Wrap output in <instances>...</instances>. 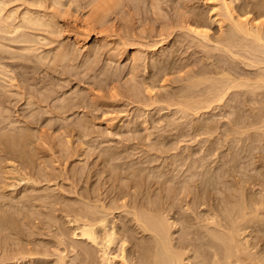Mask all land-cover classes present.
Returning <instances> with one entry per match:
<instances>
[{
	"label": "rangeland",
	"instance_id": "374dc122",
	"mask_svg": "<svg viewBox=\"0 0 264 264\" xmlns=\"http://www.w3.org/2000/svg\"><path fill=\"white\" fill-rule=\"evenodd\" d=\"M0 1L2 4V6H0L1 7L0 9L3 8V6L5 5V2H6V4L9 2L7 4V7H5L6 5L4 6V8H7V9H5L7 12L4 9H2L0 12V15H1L0 16L1 17L0 29L3 27L6 28L5 32H4V28L2 30H0V60H1L0 61V64H1L0 65V100H1L0 101V108H1L0 109V135H9V134L12 135L13 132L14 133L16 132V134L17 133L19 134L23 130L29 129L31 134L33 133L32 134L33 138H31V139H34L33 140L34 144L31 141V143H30L31 146L28 143L26 146V149H27L26 151H27V153L29 152L30 154L29 153L26 154L25 153L26 151L23 152L24 155H23V153L21 154V152H19L18 157H17V155H18L17 152L13 153V155L11 156L9 152L2 150L1 149L2 144L0 142V144H1L0 145V150H1L0 151V153H1L0 154V166H1L0 167V175H1V177H0V200H2V202L5 201L4 202V208L7 211L9 210V212L17 213L16 217H20V215L18 214L19 212L22 213L24 210L26 211L28 209V207H25L24 204L22 202H20V200L24 197V194L34 195V197H36L38 195L36 198L33 199L31 204L28 202L31 206L28 210H30L32 213H33V211H34V213H36L39 210L44 211V208L42 206H40V204H39L43 201H42V199H39L38 197H41L43 195L46 196L48 193H49L48 195H51V197L47 195L48 198L50 197L51 199H53V197H54L55 200L60 201L58 203L60 205H57V207L58 206L59 207L60 206L66 207V205H69V204L70 205L74 204L73 206L79 207L83 203L87 204V202H89V205H92V206H95V205L97 206V203H98V207L100 206V208H101L102 203H99L100 201L98 202L99 199L102 198L105 200V198H106V201L108 199V201L110 202L115 197V196L113 198L110 197L111 194L114 193V192H112L114 190L109 189V186L113 185L110 183H114L113 182L114 180H112V179L114 178L115 174L117 173V170H119L118 173L122 172V170H123L122 177L124 179L125 178L129 179L130 177H127V175L132 176V169L141 168V175H143V177H144V174H145V176L149 173H151L150 175L154 174V178H153V176L147 175L148 177H151V179H149L146 176L149 179V181H151L153 179H157V177H159L158 179L162 181V179L165 178V175H164L165 172L169 173L170 179L168 181H166V183H164L165 187H166V185H167V187H168V185H170V187L176 186V189H175L176 195H174L175 196V197H173L174 199L172 198L170 201L174 205L176 204L174 206L173 211H175V215H176L175 217L179 218L178 219L179 225L177 226L179 228H177L178 230L175 229L176 232L174 233V235H175L174 237L176 238V241L178 242L181 238V234L185 230L183 225H181V222H182L181 216L182 215L178 214V212L181 214H185V212L191 213V211L188 212V211H185L186 209H184V208H186V205H185L186 201H188L190 199V197L187 198L185 196L186 192L184 193L185 189L183 188L184 184L186 185L187 183H191L190 182L191 181L190 180V177H191V158H193V156H194L195 158L197 157V159H198V157L200 158L201 156H205L207 154L206 152L209 151V150L207 151L206 149H213L214 146L217 147V145L219 144L220 145V147L218 145L219 149L215 150L216 153L218 151L217 155L219 154L218 155L219 157L216 154L213 155V153H212V156L210 154H209L210 156H208V154L206 155V159L210 162L209 163L207 161V163L211 164L209 167L214 168V169H212V171H214L217 175L218 172L220 171V169H218V164H221L220 160L230 159L231 158V150L233 149V147H234V150L235 149L236 150L241 149L242 147H244V142H245V146H246V144L249 143L254 148H256L255 146H262L264 144L263 143L264 138H263V140H260V142L258 139V138H260L259 135L261 134L260 133L261 131L259 132V128L257 127L259 125V123L256 124L257 119L255 120V122L251 121V119L253 117H251V115L248 114V113H250L248 108L249 107L251 108L252 106H254L255 103L253 105H252V103H250L253 101V100L249 101L252 98L247 99V100L245 99V98H248V96H250V95H251V97H253L257 94L254 93L255 95L252 96V93L248 92L249 95L246 94L247 97H244V96H246L244 94V92L247 90L245 87L244 88L246 90L241 89L240 90L241 92L239 91V89L242 88V86L239 87L238 89H236V88H232V89H234V91H237V92L239 91V93H238L239 95L244 94L242 98L245 99V102L249 101L250 105L248 103L242 102V100H241L242 95L240 97L236 96L237 98H240L239 103H236V101L233 102V99L231 100V98H230L232 96L226 95L225 99L222 100V102L217 101L218 102L217 103L214 101L215 103L214 102L211 103L212 104L211 107L209 106L208 108H205V109L203 108V110L200 111L201 113L199 112L197 115V112H196V115L194 116L195 111H194V113H191V112H193V111H191V109H188L189 111H187L186 107L185 108H184V106L182 107L183 104H181V103H180L181 105L177 104V103H179V101L182 100V98L180 99L179 94L181 95L182 91L185 92L186 91L185 89L190 88V85L192 84L191 83L192 79H189V77L192 78L191 76H189V75H191L189 73H193V71L191 72V70L194 69L196 71L197 68L199 70L203 66H205L204 68H206L207 66L208 67L210 66L209 69H211L212 68L211 66L215 67L214 63L218 62L217 64L220 65V62L221 63L225 62V60H224V59H226L225 56H227V55L230 56L227 51L224 52L225 48H223V44L222 45H219L221 43L216 44V42H213L212 38H211L212 41H210V40L205 41L206 39L200 40L202 38L197 37V40H200V42L196 41L194 39L196 36L194 35L195 36L194 37L193 33L191 32L192 33L191 34L190 32H188L190 30H186V28H185V27L189 26L188 25L189 23L188 24L186 23L187 18L188 19H192V17L194 18V15L192 16V14H194V12L197 13L199 11L201 12L202 10L205 11V14L203 17V19L205 20V18L207 17L205 15H207L209 13V11H211V9H210L211 4L210 3L207 4L205 2V0H119L120 2L118 0H58V1L55 0V3H54V0H0ZM41 1H44V2L41 3ZM56 1H57V3H56ZM118 3H121L122 5L121 4L119 5ZM236 3L239 4L240 1L237 0ZM30 6H32V8H30ZM28 8H30L31 12ZM12 9H13V11H12ZM32 10L34 11L35 14L33 13ZM25 11H28L30 14H34L36 16L38 15V17H40L42 19H45V20L47 19V22L49 20V24H50V21L56 20V22H54L55 25L53 22H51V24L49 26L50 29H49L48 24H47V26L45 24L44 26L41 25L40 27H39V25L36 26V24H29V23H27V21H25V19L23 17V14L25 13ZM203 11H202V13H204ZM39 12L42 14L40 15ZM45 12L47 14H45ZM10 13H12V14H10ZM48 13H50V14H48ZM51 14L53 16L52 20L50 17ZM83 14H84V16H83ZM12 15H14V16H12ZM45 15L47 18H44ZM183 16L186 18H184ZM4 17H5V19H3ZM15 18H17V19H15ZM208 18H209V15L206 18V20H208ZM3 21H4V23L6 21V23L4 24ZM184 21H185V23H183ZM14 22H15V24H14ZM180 22L183 23L184 25H181ZM2 25H4V26H2ZM13 25H15V26H13ZM22 26H24V27H22ZM34 26H36V27H34ZM51 26H52V28H51ZM26 27H28V28H26ZM35 29L38 32L35 31ZM213 29H212V31H213L212 34H216V33L218 34L219 33V32H217L216 28L214 30ZM8 30H9V32H8ZM13 30H14V33L12 32ZM39 30H41V31H39ZM173 30H174V32H173ZM215 31H216V33H215ZM169 32H172V34L170 33L171 35H168ZM7 33H11V34H7ZM42 33L45 37L42 35ZM1 34H3V35H1ZM40 36H41V38H40ZM48 36H49V38H47ZM165 36L169 40L166 39ZM191 36H193L194 38H192ZM191 38H192V41H191ZM161 39L162 40L164 39L163 40L164 42L159 43L158 41H160ZM193 39L195 41H193ZM201 41H204V42H202V46L200 45ZM1 42H2V44H1ZM158 43L161 45H159ZM197 43H200V44L197 45ZM204 43H205V45H207L206 47H205V45L203 46ZM216 46L219 48H217ZM28 47H33V48H31L33 51L30 50ZM23 50L28 51V52H24ZM58 52L61 54L65 53V55H67V56H65L63 54L64 55L63 58H65V57L66 58H65V60L62 58V62H60L61 57L60 58H59V56H58V58L55 57V54L56 55L59 54ZM23 53H25V54H23ZM223 53L226 55L221 56L220 54H223ZM42 54H43V56H42ZM44 54H45V56H44ZM61 54H59V55H61ZM135 54H136V56L134 57ZM137 54L138 55L140 54V56H138ZM210 55L212 57L213 56L214 57L216 56V57L212 58ZM48 56H49V58H48ZM168 56L169 57L171 56L172 58L170 57L171 58L170 59ZM231 56H233V55H231ZM231 56L229 58H227L226 60L231 59ZM15 57H16V59H14ZM139 57H141V58L138 59ZM158 57L161 58L162 63L159 60L160 58H158ZM219 57L220 58L223 57L224 62L220 61L221 59ZM133 58H137V59H133ZM232 58H233V60H235L234 56ZM239 58L238 57L236 58V62L238 61ZM241 58H243V57H241ZM25 59H27V60H25ZM153 59H154V61H155V59H158L157 61H155V64L157 62H160L159 63L160 65L157 64V66L159 65L162 68V70H164L162 72V70L159 69L160 71H158V72L159 73L162 72L160 74V76H162L166 70L168 71L171 68L170 72L168 71V74H164L162 77L163 79H164V76L166 77L164 80L166 83L163 82V84H165V87H166V88H164V90L165 89H167V90L163 91V88L162 89L160 88L162 91L157 92V90H160V89L157 87L154 89L155 91L153 92L154 93L153 97H154V100H155V98H157L156 102L153 101V98H151L152 95L149 96L150 98L147 96L150 94H149V92L147 93L146 86L143 88L144 90L141 89V87H143V84L148 83V80L150 82V76H151V80H154V81L157 78L156 77V75L158 73V72H156L157 66L154 65ZM215 59H217V60L219 59V60L217 61ZM243 60L244 59H241L240 62L238 61V63H240V65L237 63L239 66L238 69L236 70L237 72H238L239 68H241V66H243L242 68H244L245 71H247V70L250 71L249 68L254 67V66L248 67L245 64L248 61L247 62L245 61L242 63ZM214 61H216V62H214ZM229 61H232V60H228V62ZM165 63L168 64L167 67H165L166 66ZM225 63L227 65L226 69L227 68L229 69L230 67H228L227 61ZM230 63L231 62H229V65L234 64V61H232L231 64ZM163 64L165 65L164 67L166 69L163 67ZM170 65H171V67H169ZM244 65H246V66H244ZM232 66H235V64ZM208 67H207V69H208ZM260 67H261V69H260ZM260 67L258 69L257 68H253V69L251 68V70L258 72L259 69L262 70L264 68V64H263V66H261V64H260ZM167 68H169V69H167ZM242 68H241V70H239L240 73L245 72V71H242L243 70ZM201 69L203 70V68H201ZM157 70H158V67H157ZM167 71L165 73H167ZM195 71H194V73H195ZM228 71H230V70H228ZM236 71L233 70L232 74L234 75V73H236ZM9 72H11V73L13 72V73L10 74ZM134 72H136V73L134 74ZM262 72H263V70L260 73H262ZM153 73H155V76H153L154 75ZM194 73H193V75H194ZM240 73H236V74H240ZM13 74H15L16 76L15 75L13 76ZM2 75H3V77H2ZM219 75H218V77H219ZM133 76H134V78H133ZM148 76H149V78H147ZM235 76L237 77V75H235ZM251 76H252V74H251ZM194 77H197V80H198L199 79L198 73L196 76L194 75ZM240 77H245V76L241 75ZM14 78H15V80H14ZM167 78H168V80L166 81ZM247 78L250 79V77H247ZM256 78H257V76H256ZM3 79H5V81H2ZM145 79H147V81H144ZM193 79H196V78H193ZM251 79H255L254 76H252ZM8 80H9V83H8ZM11 82H13V83H11ZM140 82L141 83L143 82V83L140 85L139 84ZM161 82H162V80H161ZM159 83H158V85L161 84V83L160 84ZM201 83L203 84V82H201ZM208 83L209 82H207V84ZM207 84L205 83L204 85L207 86ZM134 85H135V88H137V89L134 88ZM136 85L140 86V87H137ZM188 85H189V87H186ZM204 85H202V86H204ZM22 88H23V90H22ZM202 88L204 89L205 87H201L200 89H202ZM131 89L133 91L139 90V93H141V94H139L140 97L136 96V94L138 95L137 91H136V94H134V92ZM200 89L198 88V90H200ZM203 89H202V92H204ZM231 90H229V92H228L229 94L231 93L230 92ZM180 91H181V93H180ZM234 91H232V92L234 93ZM257 91H259V89ZM259 92H261V91H259ZM29 93H32V94H29ZM156 93L157 94L161 93L159 95H161L165 99L159 95L155 96ZM197 93L198 92H196V94ZM245 93H247V92H245ZM28 94L30 95V97ZM31 95L34 96V98ZM199 95L197 97L201 98V97H199ZM262 96L260 95V97H259L257 95V96H255L256 98L254 97V99H257V97H259L258 99H260ZM145 97H146V99L147 98L148 99L146 100ZM158 97L161 98V100L158 101V99H159ZM37 98H39V99L37 100ZM42 98H43V100H42ZM227 98H229V99H227ZM29 99H31V100H29ZM65 100H67V101H65ZM228 100L229 101L231 100V101L229 102ZM30 101H32L33 103L34 102H36V103L31 104V103H29ZM38 101L40 102L39 104H38ZM41 101L42 102L46 101V102L45 103L43 102V104H42ZM70 101L72 103H70ZM225 101H227V102H225ZM68 102L71 106L67 104ZM73 102L76 104L74 105ZM182 102H183V100H182ZM231 102H233L234 104H232ZM259 102L261 104V100ZM263 102L264 101H262V104H264ZM47 103H48V105H47ZM146 103H148V104L151 103V104L147 105ZM228 103H230L229 104L230 107H228L229 106ZM40 104H42V105H40ZM246 104L249 106H247ZM231 105H234V106H231ZM235 105H237V108L239 110H242V111L238 112V115L241 114L240 116H242V114H243V111H244L243 108L245 109V107H246V109H247V110L245 109L244 113H246V114L245 115L243 114L242 118H240V116H238L236 113H234L235 117L237 115V117H239L238 119H240V121H241V122L237 123V125L240 124L239 126H234V124L237 122L238 119L236 121H234V119H232V116H230V114L232 115V113H233L231 111L236 109ZM242 105H243V107H242ZM244 105H246V106H244ZM258 105H259V103H258ZM260 106H262V105H260ZM262 107H264V106H262ZM43 108H44V112H43ZM66 109H69V112H66ZM238 109H236V110H238ZM51 110H53L54 112ZM224 112H225V114H224ZM191 114L194 117L189 116ZM2 115H4V116H2ZM139 115H140V117H139ZM84 117H86V120H84ZM91 117H92V119H91ZM196 117L198 118V120ZM82 118L84 121H87V122L90 121L89 123H91V122H93V123L88 125L87 122L82 121ZM139 118H140V120H139ZM194 118H195V120H193ZM208 118H211L209 120L210 123H213V121H214L213 124H215L216 128L219 127L217 130H215V132H213V134H211V135H210V133L205 134L202 131H201L202 133H200V131H198L197 128L196 129L192 128V126H193L192 124L198 123L201 120H203V122H204V120L207 121ZM248 119H249V122L255 123L254 128H253L254 130L251 129L252 128L251 124H250L251 125L250 126L248 122H247L248 124L246 123L245 120L248 121ZM77 120L78 121L80 120L79 123L82 122V125L80 124V126H77L76 125V124H78V123H76ZM232 120H233V122H232ZM32 121L34 124H32ZM67 121L69 122V127L67 126L68 125ZM142 121H144V122H142ZM242 121L244 124L242 123ZM13 123H14V125H13ZM26 123H28L27 125H29V123H31L29 125V128L27 127ZM112 123L113 124L115 123V125H112ZM140 123H141V126H140ZM83 124L86 125L87 128H89L90 132H91V129L93 130V128H94V130L91 132V135H90V132L87 131L88 129H86L85 128L86 126H85L84 128L86 129V133H85L86 136H84L85 134L82 131V129L80 128V127L83 128ZM133 124H135V125L133 126ZM32 125H33V127H32ZM91 125H93V126H91ZM242 125H244L245 127ZM248 126L250 128H248ZM259 126H261V125H259ZM65 127H68L69 129H71V130H69V132H71L72 130L73 131L71 133H69V132L67 133L68 128L66 130ZM74 127H75V129H74ZM90 127H92V128H90ZM138 127L140 128L141 131L139 130ZM234 127H237V128H234ZM238 127L240 128V130L238 129ZM7 128H8V132L6 130ZM76 129H77V131H76ZM199 129H200V127H199ZM233 129H235V130H233ZM137 131L141 134L142 138H141V136H139V133ZM193 131H195V132L193 133ZM196 131H197V133H196ZM245 131H247V132L244 133ZM253 131L255 133H258L259 137L256 136ZM80 132H82V134ZM95 132H97V133H95ZM150 132H152V133H150ZM248 132L252 133V137H253L252 139L254 141L252 140V142H250L251 136L249 135ZM87 133H89V134H87ZM147 133L149 135L151 134L152 136L151 135H150L151 137L148 136ZM236 133L238 134V136ZM240 133H243V135L241 136ZM71 134H73V136ZM136 134L138 135V138H137V136L135 137ZM209 135H210V138H209ZM239 135H240V137H239ZM139 137H140V140L142 139V140H144V142L146 141L145 138H147L148 140L146 141V144H144V142L142 143V141H140L142 143V144H140ZM205 137L206 138L208 137L209 140L207 139V141H206ZM238 138L239 139L241 138V139L239 140ZM163 139H165V140H163ZM244 139H246V140H244ZM134 140H136V141L134 142ZM211 140H212V142H211ZM256 140H258V141H256ZM67 141L68 142L71 141V143H67ZM156 141H159V142H156ZM152 142H155L158 146H156V144L152 143ZM215 142H216V144H215ZM133 143H134V145H132ZM210 143H213V144L211 145ZM254 143H255V146H254ZM259 143H260V145H258ZM138 144H140V145H138ZM152 144L154 145V147L152 146ZM209 144L211 145V147L213 145L214 146L212 148H210ZM13 146L15 148L20 147V146L15 145V144ZM112 146H114V147L112 148ZM135 146H136V149H134ZM3 147H4V145H3ZM67 147H69V148H67ZM117 147H121V148L117 149ZM124 147H126V148L124 149ZM132 147H133V150H132ZM70 148L72 149V151H70L71 150ZM222 148H224V149H222ZM228 148H230V149H228ZM261 148L257 147V150L255 149L253 151L257 152L258 154L264 153L263 152L264 150L262 152H261V150H258ZM19 149L22 150V147H20ZM33 149L34 150L36 149V150L34 151ZM68 149H70V150L68 151ZM105 149H107V151L112 150V149L118 151V150L122 149V150H120V152H118L119 155L117 154L115 156V159L113 158L112 160L109 161V163H112V165L115 164V166L113 165L114 167L111 166V164H110L111 167H113V168L117 167L118 168V169L116 168V173H115L114 169H112L114 171V172H112V171H109L110 167L109 166L107 167V165H109V163H108V161L106 163L105 158H103V157H105L104 154L106 153ZM222 151H224V153ZM229 151H230V153H229ZM2 152L6 153V154L4 155V153L2 154ZM69 152L71 154H68ZM102 153H103V156L102 155L100 156V154H102ZM227 153H229L230 156H228L229 154H227ZM20 154H21V156H20ZM1 155H2V157H1ZM14 155H15V157H14ZM28 155H30L32 158L31 157L28 158ZM121 155H123V156L121 157ZM126 155H127V157H126ZM191 155H192V157H191ZM224 155H226V157ZM22 156H24V157H22ZM128 156H130V158ZM21 157L24 159H22ZM87 157H89V158H87ZM101 157H102V159H101ZM178 157L179 158L182 157V159L179 160ZM249 157H246L245 155H243V158H241L237 162V165L239 166L240 171L245 170V168L249 169V170H247V171H249V173L252 172V170L255 171V169L253 168L254 167V165H253V163H254L253 159L254 158H249ZM20 158L22 159V161L25 160V158L27 160L29 159L28 161L27 160H25V162L23 161V163H28V164L21 163L22 161L20 160ZM17 159H19V160L17 161ZM216 159H218V160L216 161ZM256 159H258V157L255 158V160ZM102 160H104V161H102ZM11 161H13V162H11ZM41 161L43 162V164H41ZM124 161H125V163H123ZM136 161H137V163H136ZM252 161H253V163L251 164ZM14 162H15V164H14ZM35 162H37L38 164ZM169 162H170V164H169ZM11 163H12V165H11ZM118 163H119V165H118ZM39 164H41V165H39ZM83 164H84V166H83ZM99 164H101V165H99ZM34 165H36V166H34ZM86 165H88L87 166L88 168L86 167ZM94 165L96 167H92V168H94L96 170H94V169L91 170L90 171L91 175L90 176L88 175L89 176L88 177L87 174L89 173L88 171L91 169L90 166H94ZM15 166H17V167H15ZM39 166L40 167L44 166V167L40 168ZM81 166H83V167H81ZM104 166H106V170H105ZM130 166H131V169H130ZM213 166H215L216 168ZM247 166H249V167H247ZM33 167H35V169ZM85 167H86V170L84 169ZM126 167L128 169H126ZM150 167H152V168H150ZM240 167H245V168H240ZM15 168H17V169H15ZM73 168L76 169V170H74L75 173L77 172L76 174H74V172L72 171ZM81 168H83V169L81 170ZM107 168H108V170H107ZM172 168H174L173 172H171ZM3 169L8 170L9 172L8 171L6 172V170L3 171ZM34 170H36L37 172ZM45 170H48V171L46 172ZM79 170H81L80 173H79ZM127 170H128V172L130 171L129 173H131V174H129V173L127 174ZM82 171L85 173H83ZM103 171L105 173H103ZM161 171H164L163 172L164 174H162ZM240 171H238V174ZM19 172H20L19 176H22V177L24 176L25 178L20 179L21 177H19L17 175ZM39 172H41L42 174L45 173V175L44 174L41 175V173H39ZM81 172L83 174H85L86 176L83 175ZM91 172H94V173H91ZM106 172H107V175H106ZM125 172H126V176L124 174ZM142 172H144V173L142 174ZM47 173H48V175H47ZM71 173H73L72 174L73 176L71 175ZM78 173L82 174V175H79L80 176L79 177ZM100 173L102 174L101 177L104 176V178H102L101 180H100L101 177L99 176ZM110 173L113 176V178H111V179H110V177H112V176L110 175ZM112 173L113 174L115 173V174L113 175ZM255 173H256V171H255ZM12 174H14V175L16 174V175L13 176ZM94 174H96V175H94ZM6 176L10 177L11 179L6 177ZM30 176L32 178H34L35 180L34 181L27 180L28 178H31ZM81 176H83L84 178L82 179ZM120 176L121 175L117 176V174H116V177L119 178ZM4 177H6V178H4ZM107 177H108V180H106ZM13 178H14V180H13L14 182L12 181ZM45 178H46V180H45ZM79 178H81L80 181H79ZM123 178H119V179L122 180ZM9 179H10V184L8 182ZM36 179L37 180L39 179L41 183H42V180H45V181H43V183L41 184L38 181H36ZM109 179H110V181H109ZM117 179H115V180H117ZM119 179L117 180L118 183H119ZM128 179L122 180L121 183L124 181L125 182L128 181ZM85 180H86V182H85ZM102 180L104 181L103 183L101 182ZM111 180H112V182H111ZM172 181L175 184H173ZM186 181H188V182H186ZM31 182L33 183V185ZM35 182H37L39 185L37 183L35 184ZM108 182H110V183H108ZM168 182H169V184H167ZM118 183L116 182L115 185L116 184L118 185ZM226 183H228L227 185L230 186L231 182H226ZM5 184L9 187V189L8 188H7V190L5 189L7 187ZM104 184L106 187L104 186ZM2 185L4 187H2ZM98 186H100L102 188V190ZM20 187L23 190L20 189ZM110 187H112V186H110ZM165 187L163 190L165 193H167L165 191L167 187L166 188ZM42 189L44 190V192L42 191ZM96 189H100L101 191L98 190L99 191L98 192ZM107 190L108 191L112 190V191H110L112 193L108 194ZM159 190L158 191L154 190L152 192L156 195V193H158ZM94 191L95 192L97 191V193L100 194V195L98 194V197L96 196L97 198H99L97 201L94 200L95 198L93 195L97 194ZM155 191H156V193H155ZM1 192H2V194H1ZM91 192L92 193L94 192V193L92 194ZM214 192H215V190H214ZM217 192L218 191H216L215 193H217ZM153 193H151V194H152V197L154 198L155 195ZM41 194H43V195H41ZM82 194H85V195H87V194L91 195L92 194L93 201H90V199L87 196H84ZM107 194L110 198L108 196L106 197ZM218 196L221 197L220 193L218 194ZM155 197H156V199L158 198L157 196H155ZM4 199H6V200H4ZM128 199L129 198H127V200ZM106 201L104 202L102 200V202H104V203H106ZM36 202H37V205H36ZM71 202H73V203H71ZM74 202L76 204L79 203L80 205L76 206ZM91 202L93 204H90ZM179 202L180 203L183 202V203H181V205L183 204L184 206L183 205L182 206L184 208L180 205ZM9 204H10V206H9ZM12 204H14V205H12ZM32 204L39 206L40 209L38 210V207H35ZM127 209L131 210V208H127ZM14 210H16V212H14ZM45 211H48V210L46 209ZM55 211H53L52 214L55 212V215L54 214L53 215L55 217L59 218V215H60V213L58 212L59 210H55ZM110 211H112V210H109L106 212H108V214H112V213H109ZM56 213H58V215ZM126 213H125V211L122 212L123 216H125V215L128 216L125 220L129 221L130 218L133 217V214L129 213V215H128V213L127 214ZM33 214H32V216H33ZM114 214H118V211L114 212ZM114 214H112V215L114 216ZM112 215H110V216L108 215L110 219H113ZM42 217H43V214H42ZM194 217H195V215H194ZM21 218H22V216H21ZM39 218L41 219V216ZM39 218L36 219V223L39 221L38 220ZM66 219L67 218L62 219V220L59 219V221H57L58 222L57 224L59 225L60 222H61L60 224H62L63 221H65ZM49 220H48V222H49ZM21 221L22 220H20V222ZM43 221H46V220H43ZM50 221H53V220H50ZM39 222H41V221H39ZM39 222H38V224H39ZM132 222L133 221H129L130 224L134 225L135 221H134V223H132ZM26 224H27V220H26ZM26 224L24 221H22L21 225H23V228L26 230V231L24 230V232L26 234H29V237L32 236L31 239H35V240L45 239V240L52 241V242L56 241V238L54 239L55 234L52 231H49V229L47 230L46 226H45V228H46L47 232L48 231L49 232L45 234V233H39L38 232V231H40V232L45 231L46 232L45 228H43L44 231H42V228H41V226H44V225L40 226L41 229L37 225V227H38V229H37V227H35L36 225L31 226L30 223H28L27 225ZM53 224H54V221H53ZM57 224H56V226H57ZM66 224H67V226H66ZM66 224L64 223L63 226L68 227L69 224L68 223H66ZM136 226H137V224H135V227ZM189 229L191 230V228H189ZM36 231H37V233H36ZM40 234H41V236H40ZM18 236H20V235L17 234L15 236L10 237V238L16 239V237H18ZM12 239H10V240L12 241ZM13 241H15V240H13ZM73 241H78V240H70V242L76 243ZM38 248H40V246ZM65 252H63V253H65ZM69 253H71V252H67L68 256L66 254H64L66 259L69 260L67 264H75V261H76L74 259L75 255H72L70 257ZM67 257H69L71 259H69ZM193 261H195V259H193ZM185 262L188 263L191 261H184L183 263L185 264ZM188 264H190V263H188Z\"/></svg>",
	"mask_w": 264,
	"mask_h": 264
},
{
	"label": "bare ground",
	"instance_id": "6f19581e",
	"mask_svg": "<svg viewBox=\"0 0 264 264\" xmlns=\"http://www.w3.org/2000/svg\"><path fill=\"white\" fill-rule=\"evenodd\" d=\"M57 1H56V3H57ZM236 1L237 0H205V2L207 4L210 3L211 7H212V8L210 7L211 11H209V13L207 12L208 14L206 13L207 15H205L207 17L209 15L208 20H206L207 17L205 18V20L203 19L204 14H205V11H203V10L202 11L204 13H202V11L201 12L199 11L197 13L194 12V14H192V16L194 15V18L193 17H192V19H188L187 18L188 22L185 20L187 24L189 23L188 24L189 26L185 27L186 30H190L188 32H190V33L192 32L193 36L194 35L196 36V37L194 36L195 38L193 36H191L192 38H194L196 41H199V42H200V40H203V39H206L205 41H208V40L212 41L211 40V38H212L213 42H216V44L217 43H221L219 45L223 44V48H225L224 52L227 51L230 56L233 55L235 57V60H233V58H232L233 56H231V59H228V60L234 61L235 66H232V65H234V64H231L232 61H229V62H231L230 63L231 65H229V62L226 59L229 58L230 56L227 55L228 57L225 56L226 59L223 58L224 56L222 58H220V57L219 58L221 59L220 61H223V59L225 60V62L227 61L228 67H230L229 69L228 68L226 69L227 65H226V63L224 61L223 62L225 64L220 62V65L217 64L218 62L214 61V62H216V63H214L215 67L211 66L212 68L214 67L213 69L212 68L209 69L210 66L209 67L207 66L208 69H207V67L204 68L205 66H203V67H201V68H203V70L200 68L201 69V70L199 69L200 71L198 70V68H197L196 71L192 68L193 70H191V72L193 71V73H194V71H195V73H194L195 76L198 73L200 80L199 79L197 80V77H194L193 73H189V74H191L189 76L192 77V78L189 77V79H192L193 82L191 81L192 84L191 85L189 84L190 88H188V89L186 88L185 92L182 91L181 95L178 93L179 96H180V99L182 98L183 102H182V100L179 101L178 100L179 98H178L177 100L179 101V103H177V104H180V103L183 104L182 107L183 106H184V108L186 107L187 111H189L188 109H191V111H193L191 113H194V111H195V114H194V116H195L196 112H197V115H198V113L201 110H203V108L205 109V108H208L209 106L211 107V105H212L211 103H213L214 101L215 102H217V101L222 102V100L225 99L226 95L227 96L228 95L232 96V97L229 96L231 98V100L233 99V102L236 101V103H239V99L240 98H237L236 96L240 97L242 95V94L241 95L238 94L241 89H243V90L247 89L245 91L247 93H245L243 91L245 95L246 94L249 95L248 92H251L252 96L255 95L254 93H256L259 97H260V95L261 96L263 95L260 99H258L259 97H257V99L259 101L261 100V104H260V102L257 99H254V97L257 96V95H255L253 97H251V95H250V96H248V98H245L246 100L252 98V99L249 100V101L253 100L250 103H252V105L255 103V105H254L255 107L252 106L251 107L252 109L250 107L248 108L249 112H250L248 114H250L251 117H253L252 119L250 118L251 121L255 122V120L257 119L256 124L259 123V125H261V126H259V125L257 126L256 125L259 128V132L261 131L260 135L253 131L256 136H258V135L260 136V138H258L259 136L257 137L259 139V142H260V140H263V138H264V107H262V106H264V104H262V101H264V68L262 69L263 72L260 73L262 71V70H260L261 69L260 64H261V66H263V64H264V0H239L240 1L239 4L236 3ZM42 2H44V1H41V3ZM54 3H55V0H54ZM7 4L5 2L6 6L5 5L4 6L7 7ZM118 4L120 5L121 3H118ZM0 6H2L1 1H0ZM4 6H3L2 9H4V10L7 9V8H4ZM32 6H30V8H32ZM30 8H28V9L30 10ZM2 9H0V12H1ZM12 11H13V9H12ZM30 12H31V10H30ZM33 13H34V11H33ZM10 14H12V13H10ZM34 14H30L28 11H25V13L23 14V17H24L25 21H27V23L36 24V26L39 25V27L41 25L44 26L45 24L47 26V24H48V28H49L51 22H53V23L56 22V20L55 21H50V24H49V20L47 22V19L46 20L42 19V18L38 17V15L36 16ZM41 14L42 13H40V15ZM45 14H47V13L45 12ZM48 14H50V13H48ZM12 16H14V15H12ZM83 16H84V14H83ZM50 17H51V20H52V18H53L52 14L50 15ZM44 18H47L46 15L44 16ZM184 18H186V17H184ZM3 19H5V17ZM15 19H17V18H15ZM0 20H1V17H0ZM185 21L183 23H185ZM3 23H4V21H3ZM5 23H6V21H5ZM183 23L180 22L181 25H184ZM14 24H15V22H14ZM54 25H55V23H54ZM2 26H4V25H2ZM13 26H15V25H13ZM36 26H34V27H36ZM22 27H24V26H22ZM3 28H4V32H5L6 28L5 27H3ZM3 28H1L0 30H2ZM26 28H28V27H26ZM51 28H52V26H51ZM213 28L214 29L216 28L217 32H219V33L217 34L216 31H215L216 34H212L213 33V31H212ZM36 29H35V31H37ZM14 30L12 31L13 33H14ZM39 31H41V30H39ZM8 32H9V30H8ZM173 32H174V30H173ZM170 33L172 34V32H169L168 35H171ZM3 34H1V35H3ZM7 34H11V33H7ZM42 35H43V33H42ZM197 37H200L202 39L197 40ZM40 38H41V36H40ZM47 38H49V36ZM192 38H191V41H192ZM166 39H168V38L166 37ZM194 39H193V41H195ZM163 40L161 39L158 42L159 43L164 42ZM202 42H204V41H201V44L197 43V45L200 44L202 46ZM1 44H2V42H1ZM159 45H161V44H159ZM204 45H205V43L203 44V46ZM206 46L207 45H205V47ZM28 48L30 50H32L31 48H33V47H28ZM217 48H219V47H217ZM23 51L24 52H28V51H25V50H23ZM23 54H25V53H23ZM59 54H61V53H59ZM59 54H57V55L55 54V57H57V58H58V56H59V58L61 57L60 58V62H62V58L65 55V53H62L61 54L62 56L59 55ZM220 55L222 56V55H226V54L223 53V54H220ZM42 56H43V54H42ZM44 56H45V54H44ZM65 56H67V55H65ZM135 56H136V54L134 55V57ZM138 56H140V54ZM237 57L238 58L239 57L240 58L243 57V58H241V59H244L242 61V63L245 62V61L246 62L248 61L245 64L248 67L249 66H254V67H250L249 68L250 71H248V70L245 71L244 68H242L243 66H241V68L243 69L242 71H245V72H241L240 73L239 70H241V68H239V70L237 72L236 70L239 67L238 64L240 65V63H238V61L239 62L241 61V59L239 58L240 60L238 59V61L236 62V58ZM48 58H49V56H48ZM65 58H63V59L65 60ZM140 58L141 57H139L138 59H140ZM158 58H160V57H158ZM14 59H16V57ZM133 59H137V58H133ZM25 60H27V59H25ZM157 60L158 59H155V61H157ZM159 60L161 61V58ZM215 60H217V59H215ZM153 61H154V59H153ZM155 61H154V65L157 66V64H159L160 62H157L155 64ZM161 63H162V61H161ZM159 65L157 66L158 70H157V67H156V72L162 70V68ZM171 65L169 67H171ZM246 65H244V66H246ZM164 66L165 65L163 64V67ZM167 66H168V64H166L165 67H167ZM259 67H260V69H259L260 72L251 70V68L252 69L253 68H257L258 69ZM167 69H169V68H167ZM170 70H171V68H170ZM170 70H168V71L170 72ZM228 70H230V71H228ZM233 70L236 71V73H240V74L234 73V75H233L232 74ZM163 71L164 70H162V72ZM168 71H167V73L164 72V74H168ZM136 72H134V74ZM162 72H160V73L158 72L159 74L157 73V75H156L157 78H156L155 81L151 80V76H150V82L148 80V83L143 84V87H141V89H143L146 86L147 93L149 92V94H150V95H147V96L149 97V96L152 95L151 98H153V101H155V102H156L157 98H155V100H154V97H153L154 96L153 92L155 91L154 89L157 87L159 89L163 88V91L167 90V89L164 90V88H166V87H165V84H163V82H165L164 80H165L166 77L164 76V79L162 78L164 74L162 76H160V74ZM9 73L12 74L13 72L12 73L9 72ZM155 73H153L154 74L153 76H155ZM15 74H13V76ZM251 74H252V76H254L255 79H251V77H252ZM218 75H219V77H218ZM235 75H237V77L239 76L238 77L239 79ZM241 75L245 76V77H240ZM256 76H257V78H256ZM2 77H3V75H2ZM247 77H250V79L247 78ZM15 78H14V80H15ZM133 78H134V76H133ZM147 78H149V76ZM193 78H196V79H193ZM9 80H8V83H9ZM161 80H162V82H161ZM167 80H168V78L166 79V81ZM2 81H5V79H3ZM144 81H147V79H145ZM201 82H203V84ZM207 82H209L210 84L209 83L207 84ZM11 83H13V82H11ZM142 83L140 82L139 84L141 85ZM158 83L160 85H158ZM205 83L207 84V86L204 85ZM189 85L186 86V87H189ZM202 85H204V86H202ZM241 86H242V88H240L238 92L234 91V89H232V88L238 89ZM137 87H140V86H137ZM201 87H205L204 89L202 88L204 92H202V89H200ZM134 88H135V85H134ZM198 88L201 91L198 90ZM135 89H137V88H135ZM161 89L160 90L156 89V90L158 92V91H162ZM258 89L261 92L257 91ZM22 90H23V88H22ZM229 90H231L230 94L228 93ZM136 91L135 90L133 91L134 94H136ZM232 91H234V93ZM196 92H198L200 95L198 93L196 94ZM137 93H138V95L136 94V96L140 97L139 94H141V93H139V90L137 91ZM161 93H159V94H161ZM180 93H181V91H180ZM29 94H32V93H29ZM159 94L156 93L155 96L159 95ZM198 95L201 98H198L197 97ZM243 95L241 96V98L243 97ZM159 96H161V95H159ZM29 97H30V95H29ZM32 97L34 98V96H32ZM244 97H247V95L244 96ZM162 98H164V97H162ZM38 99L39 98H37V100ZM145 99H146V97H145ZM227 99H229V98H227ZM245 99L242 98L241 99L242 102L249 104V101L245 102ZM29 100H31V99H29ZM42 100H43V98H42ZM159 100H161V98H159L158 101ZM65 101H67V100H65ZM43 102L45 103L46 101H43ZM43 102H42V104H43ZM225 102H227V101H225ZM233 102H231V103L234 104ZM29 103L32 104L33 102L30 101ZM34 103H36V102H34ZM39 103L40 102L38 101V104ZM70 103H72V102L70 101ZM258 103H259V105H258ZM42 104H40V105H42ZM67 104L70 105L69 102ZM75 104L76 103H74V105ZM146 104L150 105L151 103L150 104L146 103ZM229 104L230 103H228V105ZM47 105H48V103H47ZM246 105H244V106H246ZM249 105H247V106H249ZM260 105H262V106H260ZM231 106H234V105H231ZM228 107H230V105ZM242 107H243V105H242ZM235 108L238 109L237 105H235ZM236 109L233 110V111L230 110L231 112H233L232 115L230 114V116H232V119H234V121H236L239 118V117H237L238 112L242 111V110H239V109H238L239 110L238 111ZM245 109H246V107H245ZM245 109L243 108L244 111H245ZM51 111H53V110H51ZM244 111H243V114L245 115L246 113H244ZM43 112H44V108H43ZM66 112H69V109H66ZM234 113L237 114L236 117H235ZM224 114H225V112H224ZM243 114H242V116H243ZM240 115H238V116H240ZM2 116H4V115H2ZM189 116H192V114L189 115ZM194 116H192V117H194ZM242 116H240V118H242ZM86 117H84V120H86ZM139 117H140V115H139ZM91 119H92V117H91ZM210 119L211 118H208V120L207 121L204 120V122H203V120H201L198 123L194 122L195 124H192L193 125L192 128H195V129L197 128V130L200 131V133H202V132L205 133V134H207V133L209 134L210 133V135H211L219 127L217 126L218 128H216L215 124H213L214 121H213V123H210L209 122ZM84 120L82 118V121H84ZM139 120H140V118H139ZM193 120H195V118ZM197 120H198V118H197ZM79 121L78 120L76 121V123L79 124V125L76 124L77 126H80V124L82 125V122L79 123ZM245 121H246V123L248 122L249 125L250 124L252 125V126L250 125L252 127L251 129L254 128V125H255L254 122H249V119H248V121L247 120H245ZM84 122H87V121H84ZM89 122H87L88 125L93 123V122H91V123H89ZM142 122H144V121H142ZM232 122H233V120H232ZM239 122H241L240 119H238L235 124L233 123L234 126H239L240 124L237 125V123H239ZM242 123H243V121H242ZM27 124L28 123H26V125ZM30 124L31 123H29V125ZM32 124H34L33 121H32ZM84 124H83V128L82 127H80V128L82 129V131L85 134L86 133V129H88L87 131H89V128H87V126L84 125ZM13 125H14V123H13ZM29 125H27L28 128H29ZM112 125H115V123L114 124L112 123ZM134 125L135 124H133V126ZM67 126L69 127V122H68ZM91 126H93V125H91ZM140 126H141V123H140ZM242 126H244V125H242ZM32 127H33V125H32ZM68 127H65L66 130H67ZM199 127H200V129H199ZM90 128H92V127H90ZM234 128H237V127H234ZM248 128H250V127L248 126ZM74 129H75V127H74ZM77 129H76V131H77ZM238 129L240 130L239 127H238ZM6 130L8 132V128ZM69 130H71V129L68 128L67 133L69 132ZM93 130H94V128H93ZM93 130L91 129V132ZM139 130H140V128H139ZM233 130H235V129H233ZM71 132H69V133H71ZM91 132H90V135H91ZM194 132L195 131H193V133ZM246 132L247 131H245L244 133H246ZM80 133L82 134V132H80ZM95 133H97V132H95ZM150 133H152V132H150ZM196 133H197V131H196ZM250 133H249V135L251 136V141L250 142H252V140H253L252 138L253 137H252V133L251 134ZM32 134L29 131V129H27V130H23L19 134L18 133L16 134V132L15 133L13 132L12 135L11 134H9V135H0V142L2 144V148L1 149L6 151V152H9L11 156L13 155V153L17 152V154H18L17 157H18L19 156V152H21V154H22L23 152H25L27 150L26 149L27 143L30 144L31 141H32V143L34 144V141H33L34 139H31V138H33ZM87 134H89V133H87ZM240 134H241V136L243 135V133H240ZM71 135L73 136V134H71ZM150 135L148 134V136H150ZM210 135H209V138H210ZM84 136H86V134ZM136 136L138 138L137 134L135 135V137ZM139 136H141L140 133H139ZM237 136H238V134H237ZM239 137H240V135H239ZM141 138H142V136H141ZM207 139H208V137L206 138V141H207ZM145 140L147 141L148 139L145 138ZM163 140H165V139H163ZM244 140H246V139H244ZM135 141L136 140H134V142ZM140 141H142V143L144 142V140H142V139L140 140V137H139V142ZM146 141L144 142V144H146ZM256 141H258V140H256ZM156 142H159V141H156ZM211 142H212V140H211ZM67 143H71V141L70 142L67 141ZM142 143L140 142V144H142ZM152 143H155V142H152ZM14 144L22 147V150L19 149L20 147L19 148H15L13 146ZM140 144H138V145H140ZM210 144L212 145L213 143H210ZM215 144H216V142H215ZM3 145H4V147H3ZM132 145H134V143ZM211 145H210V148H212L214 146L213 145L211 147ZM218 145H217V147L214 146L213 149H206L207 151L209 150L208 152H206L208 154V156H210V155L212 156V153H213V155L214 154L217 155L218 151L216 153L215 150L219 149ZM258 145H260V143ZM30 146H31V144H30ZM152 146L154 147L153 144H152ZM156 146H158V145L156 144ZM254 146H255V143H254ZM69 147H67V148H69ZM113 147L114 146H112V148ZM219 147H220V145H219ZM255 147L256 148L252 147L251 144H249V143L246 144V146H245V142H244V147H242L241 149H237V150L235 149L234 150V147H233V149L231 150V158L228 159V160H220L221 164H218V169H220V171L218 172L217 175H216V173L214 171H212V169H214V168L209 167L211 164H209L210 162L206 159V155L207 154L205 156H201L200 155L201 157L200 158L198 157V159H197V157L195 158L194 156H193V158H191V177H190V180H191L190 182L191 183H187L186 185L185 184L183 185V188L185 189L184 193L186 192L185 196L187 198L190 197V199L188 201H186V204H185L186 208L183 207L184 206L183 204H182L183 206L181 205V203H183V202H181V203L179 202L180 205L184 209H186L185 211H188V212L191 211V213L185 212V214H181V213L178 212V214L182 215L181 216V218H182L181 225H183V227L185 228L183 233L181 232L182 233L181 234V238H180V240L178 242L176 241V238L174 237L175 236L174 233L176 232L175 229L179 228V227H177L179 225L178 224L179 223L178 222L179 218L175 217L176 216L175 215V211H173L174 210V206L176 204L174 205L170 201L173 197H175L174 195H176V190H175L176 186L175 187H172V186L170 187V185H168V187H167V185H166V187H167L166 188L165 185H164V183H166V181H168L170 179L169 178V173L165 172V174H164L163 173L164 171H161V173L165 175L164 179L161 178L162 181L158 179L159 177H157V179H153V180L149 181V179H151V177H148V176L151 173L147 174L148 172L147 171H146L147 173L145 172L148 175V176L146 175L149 178L148 179L145 176V174H144V177H143V175H141V168H134V169H132V176H128L127 175V177H130V178L129 179L125 178V179H128V181H126V182L124 181L125 183L124 182L121 183L122 180H125L122 177L123 170L120 173H118L119 170H117V173H116V168L117 167L113 168L115 166V164H113L114 165L113 166L112 163H109V161L112 160L113 158L115 159V156L117 154L119 155L118 152H120V150H122V149H120L118 151L113 150V149L107 151V149H105L106 151L105 150L104 151L106 153L104 154L105 157H103V158H105L106 163H107V161L109 163V165H107V167L108 166L110 167L109 171L114 172L112 170V169H114L115 173L117 174V176L121 175L119 178H123V179L122 180L119 179L118 177H116V174L114 173L115 174L114 178L115 179H117V178L119 179V183H118V181H117L118 179L115 180L113 178V176L111 175V173H110V175L112 176V177H110V179L113 178L112 180H114L113 181L114 183L108 182L110 184H113V185H110L112 187L109 186V189L114 190V191L110 190V191H112L114 193L108 191L109 189L107 191H108V194L112 193L111 196H110L111 198H113L115 196L112 200L110 199L111 200L110 202L108 201V199H107V201H108L107 202L106 198H105V200L102 199V198L101 199L97 198L98 194H99V193H97V191L100 190V189H96L97 190L96 192L94 191L95 193H97V194L93 195L94 198H95L94 200L97 201L99 199L98 202L100 201L99 203H102V205L100 204L101 208H100V206L98 207V203H97V206L96 205L92 206V205H89V202H87V204L83 203L82 205H80L79 203L76 204L74 202L76 206L80 205L79 207H75V206H73L74 204L70 205L69 203H68L69 205H66V207H64V206H60V207L58 206L57 207V205H60V204H58L60 201L55 200L54 197H53V199H51L50 198L51 195H48L49 194L48 193L47 195L50 196L49 198L47 197V195L44 196L43 194H41L43 196L38 197L39 199H42V201H43V202H41L39 204H40V206H42L44 208V211L43 210H39L40 208H39V206H36L37 205V202H36V205L35 204H32V205H34L35 207H38L39 211H37L38 213L36 212L37 214L34 213V211H33V213H34L33 214L28 209L31 207L30 204L33 201V199L36 198L38 195L36 197H34V195L24 194V197L20 200V202H22L25 207H28V209L26 211L24 210L23 212L21 211L22 213L19 212L18 214L20 215V217H16L17 213L9 212V210L7 211L4 208V202L5 201L2 202V200H0V264H67L69 260H67L65 255H64V254L67 255V252H71L72 253V254L69 253L70 257L72 255H75V257H74V259L76 260L75 264H184L183 263L184 261H191V262H188L190 264H264V153H259L258 154L257 152L253 151L255 149L257 150V147H260V148L262 147L261 149H258V150H261V152H262L264 150V144L262 146H255ZM118 148H121V147H117V149ZM125 148L126 147H124V149ZM70 149H68V151ZM134 149H136V146H135ZM222 149H224V148H222ZM228 149H230V148H228ZM132 150H133V147H132ZM70 151H72V149ZM222 152L224 153V151H222ZM3 153L4 152H2V154ZM25 153L28 154L29 152L27 153V151H26ZM229 153H230V151H229ZM229 153H227V154H229ZM5 154L6 153H4V155ZM21 154H20V156H21ZM68 154H71V153L69 152ZM15 155H14V157H15ZM23 155H24V153H23ZM101 155L103 156V153L100 154V156ZM127 155H126V157H127ZM226 155H224V156L226 157ZM243 155H245L246 157L250 156L249 158H254L253 159L254 163L252 161L251 164L253 163L254 167L253 166L252 167L255 169L256 173H255L254 170H252V172L249 173V171H247L249 169L245 168L246 166L245 167H240V168H245V170H243V171L239 170V166L237 165V162L241 158H243ZM122 156L123 155H121V157ZM228 156H230V154ZM1 157H2V155H1ZM22 157H24V156H22ZM30 157L31 156L28 155V158H30ZM128 157L130 158V156H128ZM191 157H192V155H191ZM257 157H258V159L255 160V158H257ZM21 158H20V160L22 161V159H24V158H22V159ZM87 158H89V157H87ZM101 159H102V157H101ZM181 159H182V157L179 158V160H181ZM218 159H216V161ZM18 160L19 159H17V161ZM25 160H27V159L25 158ZM25 160H23V161L25 162ZM23 161L21 163H23ZM102 161H104V160H102ZM207 161L209 163H207ZM11 162H13V161H11ZM35 163H37V162H35ZM123 163H125V161ZM136 163H137V161H136ZM14 164H15V162H14ZM23 164H28V163H23ZM41 164H43L42 161H41ZM41 164H39V165H41ZM110 164L113 167H111ZM169 164H170V162H169ZM11 165H12V163H11ZM36 165H34V166H36ZM99 165H101V164H99ZM118 165H119V163H118ZM17 166H15V167H17ZM83 166H84V164H83ZM83 166H81V167H83ZM87 166L88 165H86V167ZM43 167L44 166H41L40 168H43ZM86 167L84 168L85 170H86ZM90 167H91V169L88 171L89 173L87 174V176L91 175L90 171L94 169L92 167H96V166L94 165V166H90ZM104 167H105V170H106V166H104ZM127 167H126V169H128ZM213 167H215V166H213ZM247 167H249V166H247ZM33 168L35 169V167H33ZM150 168H152V167H150ZM15 169H17V168H15ZM82 169L83 168H81V170ZM130 169H131V166H130ZM4 170H6V169H3V171ZM74 170H76V169L73 168L72 171L74 172ZM81 170H79V173H80ZM94 170H96V169H94ZM107 170H108V168H107ZM173 170H174V168H172L171 172H173ZM7 171L8 170H6V172ZM34 171H36V170H34ZM45 171L47 172L48 170H45ZM238 171H240L239 172L240 175L238 174ZM129 172L127 170V174ZM39 173H41V172H39ZM76 173L74 172V174H76ZM79 173H78V176L82 175L85 172H83L82 174H79ZM91 173H94V172H91ZM103 173H105V172L103 171ZM143 173L144 172H142V174ZM19 174H20V172L17 175L19 176ZM43 174L45 175V173H43ZM43 174L41 173V175H43ZM72 174L73 173H71V175ZM124 174L126 176V172ZM129 174H131V173H129ZM12 175L15 176L16 174L15 175L12 174ZM47 175H48V173H47ZM83 175H85V174H83ZM94 175H96V174H94ZM101 175L102 174L100 173L99 176L101 177ZM106 175H107V172H106ZM150 176H153V178H154V174L150 175ZM0 177H1V175H0ZM6 177H8V176H6ZM6 177H4V178H6ZM19 177H21L20 179L25 178L24 176L23 177L19 176ZM81 177H82V179L84 178L83 176H81ZM8 178H10V177H8ZM31 178H28L27 180H31V181L35 180L34 178H32V179ZM102 178H104V176H102L100 178V180ZM10 179L8 181L9 184H10ZM80 179L81 178H79V181H80ZM110 179H109V181H110ZM13 180H14V178L12 179V181ZM45 180H46V178H45ZM45 180H42V183ZM106 180H108V177H107ZM112 180H111V182H112ZM36 181L41 183L39 179L38 180L36 179ZM115 181L118 183V185L117 184L115 185V183H116ZM173 181H172V183H173ZM85 182H86V180H85ZM101 182L103 183L104 181L102 180ZM186 182H188V181H186ZM226 182H231L230 186L227 185L228 183H226ZM36 183L37 182H35V184ZM167 184H169V182ZM173 184H175V183H173ZM32 185H33V183H32ZM104 186H105V184H104ZM2 187H4V186L2 185ZM98 187H100V186H98ZM164 187L166 188L165 191L167 193L164 192V190H163ZM7 188L9 189L8 186L5 189L7 190ZM20 189H22V188L20 187ZM43 189H42V191L44 192ZM101 190H102V188H101ZM154 190H157V191L159 190V192L156 193V191H155V193H156V195H155L152 192ZM214 190H215V192L216 191H218V192L215 193ZM2 192H1V194H2ZM151 193H153L158 198L156 199L155 196L153 198ZM219 193H220L221 197L218 196ZM85 194H82V195L87 196L90 199V201H93L92 194L91 195L90 194L85 195ZM108 194L106 195V197L108 196ZM127 198H129V199L127 200ZM4 200H6V199H4ZM102 200L104 202L106 201V203L102 202ZM71 203H73V202H71ZM10 204H9V206H10ZM90 204H93V203L91 202ZM12 205H14V204H12ZM127 208H131V210H129ZM46 209L48 211H45ZM108 209L112 210L109 213L114 214V212L118 211V214H114V216L112 214H108V212H106V211H109ZM55 210H59L58 212L61 215V216L59 215V218L54 216L55 212H56ZM53 211H55L53 213L54 215L52 214ZM124 211H125V213L127 212L128 215H129V213L133 214V217L130 218L129 221H133L132 223H134V221H135V224H137L136 227H135V224L134 225L130 224L131 222L129 223L128 220L127 221L125 220L128 216L127 215L123 216L124 213L122 214V212H124ZM14 212H16V210H14ZM32 214H33V216H32ZM42 214H43V217H42ZM56 214L58 215V213H56ZM108 215L109 216L112 215L113 219H110ZM194 215H195V217H194ZM21 216H22V218H21ZM40 216H41V219L39 218ZM37 218H39L38 220L41 221V222H39L37 220L39 222V224H38V222L36 223V219ZM46 218L48 220L49 219L53 220L54 224H53V221L49 220V222H48V220ZM65 218H67V219L65 221H63L62 224H60L61 222L59 223V225L57 224L58 223L57 221H59V219L62 220V219H65ZM42 219L46 220V221H43ZM20 220L24 221L25 224H26V220H27V224L30 223L31 226H33V225L35 226L36 225L35 227H37V225H38L39 228H40L41 225H44V226H41L42 231H44L43 228H45V226H46L47 230L49 229V231H52L55 234L54 239L56 238V241L52 242V241H48V240H45V239H41V240H39V239H37V240L31 239L32 236L29 237V234H26L24 232L25 229L23 228V225H21L22 221L20 222ZM64 223L65 224L68 223L69 226L68 227L63 226ZM56 224H57V226H56ZM66 226H67V224H66ZM38 227H37V229H38ZM189 228H191V230ZM45 230H46V228H45ZM47 230H46V232L45 231L44 232L38 231V232L46 234V233L49 232V231L47 232ZM36 233H37V231H36ZM17 234L20 235V236L16 237V239L15 238L14 239L10 238V237L15 236ZM40 236H41V234H40ZM9 238L12 239V241ZM13 240H15V241H13ZM70 240H78V241H73V242H76V243H72V242H70ZM39 246H40V248H38ZM63 252H65V253H63ZM67 258H69V257H67ZM69 259H71V258H69ZM193 259H195V261H193ZM188 263L185 262V264H188Z\"/></svg>",
	"mask_w": 264,
	"mask_h": 264
}]
</instances>
